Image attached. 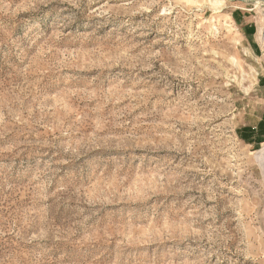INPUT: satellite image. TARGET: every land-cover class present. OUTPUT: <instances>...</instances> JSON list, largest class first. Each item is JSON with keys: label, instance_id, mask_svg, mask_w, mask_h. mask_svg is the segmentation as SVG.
Segmentation results:
<instances>
[{"label": "rangeland", "instance_id": "obj_1", "mask_svg": "<svg viewBox=\"0 0 264 264\" xmlns=\"http://www.w3.org/2000/svg\"><path fill=\"white\" fill-rule=\"evenodd\" d=\"M0 264H264V4L0 0Z\"/></svg>", "mask_w": 264, "mask_h": 264}, {"label": "bare ground", "instance_id": "obj_2", "mask_svg": "<svg viewBox=\"0 0 264 264\" xmlns=\"http://www.w3.org/2000/svg\"><path fill=\"white\" fill-rule=\"evenodd\" d=\"M210 3L213 5V6H216L217 4L219 3H222L224 0H209ZM254 4V6L256 8H258V6L264 4V0H251Z\"/></svg>", "mask_w": 264, "mask_h": 264}, {"label": "water", "instance_id": "obj_3", "mask_svg": "<svg viewBox=\"0 0 264 264\" xmlns=\"http://www.w3.org/2000/svg\"><path fill=\"white\" fill-rule=\"evenodd\" d=\"M238 1H247V2H250V0H238Z\"/></svg>", "mask_w": 264, "mask_h": 264}]
</instances>
